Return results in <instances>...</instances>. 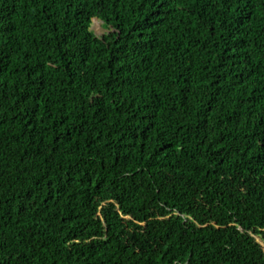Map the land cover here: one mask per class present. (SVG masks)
I'll return each instance as SVG.
<instances>
[{
    "label": "trees",
    "instance_id": "obj_1",
    "mask_svg": "<svg viewBox=\"0 0 264 264\" xmlns=\"http://www.w3.org/2000/svg\"><path fill=\"white\" fill-rule=\"evenodd\" d=\"M0 264H264V0H0Z\"/></svg>",
    "mask_w": 264,
    "mask_h": 264
},
{
    "label": "rangeland",
    "instance_id": "obj_2",
    "mask_svg": "<svg viewBox=\"0 0 264 264\" xmlns=\"http://www.w3.org/2000/svg\"><path fill=\"white\" fill-rule=\"evenodd\" d=\"M91 30L99 37H103L104 35L115 31L112 27L108 28L104 25L103 21L99 19H93Z\"/></svg>",
    "mask_w": 264,
    "mask_h": 264
}]
</instances>
